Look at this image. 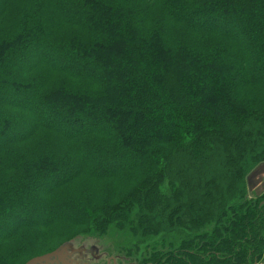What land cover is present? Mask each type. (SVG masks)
Returning <instances> with one entry per match:
<instances>
[{
  "label": "trees",
  "instance_id": "obj_1",
  "mask_svg": "<svg viewBox=\"0 0 264 264\" xmlns=\"http://www.w3.org/2000/svg\"><path fill=\"white\" fill-rule=\"evenodd\" d=\"M263 163L264 0H0V264L110 230L257 260Z\"/></svg>",
  "mask_w": 264,
  "mask_h": 264
},
{
  "label": "rangeland",
  "instance_id": "obj_2",
  "mask_svg": "<svg viewBox=\"0 0 264 264\" xmlns=\"http://www.w3.org/2000/svg\"><path fill=\"white\" fill-rule=\"evenodd\" d=\"M264 191V163L260 166V168L253 174V176L250 179V193L249 195H256L258 193H261ZM73 232H78L79 229H73ZM114 230H110L108 234L102 235L98 237L96 240L93 236H85L84 234L75 233L70 238H63L65 235H61V237L55 236L54 234L50 235L48 238L42 240L41 242H35L33 243V250L36 254L41 255L46 252L52 251L56 249L59 245L63 243V241L69 240L72 242L71 248L72 249H81L76 252V255L72 254V257L77 258V264H82V258L86 254L95 253V250L97 248H103L106 251L113 253H124L125 251H119L118 249H122L123 245H130V242L134 240L135 238H132L130 240V237H128V233H118V232H111ZM58 234V232H56ZM124 235H127L125 237ZM92 241V242H90ZM154 241H144L143 243L138 244L136 247L137 250L133 249L130 252V255L134 257L133 264H139L140 258L144 257L145 255L151 254V247L155 244ZM122 246V247H121ZM121 247V248H120ZM70 248V251H72ZM105 251V252H106ZM107 253V252H106ZM107 255V254H106ZM36 256V255H35ZM91 259L94 262H104L102 257L99 258H88ZM90 260V261H91Z\"/></svg>",
  "mask_w": 264,
  "mask_h": 264
},
{
  "label": "water",
  "instance_id": "obj_3",
  "mask_svg": "<svg viewBox=\"0 0 264 264\" xmlns=\"http://www.w3.org/2000/svg\"><path fill=\"white\" fill-rule=\"evenodd\" d=\"M92 242V241H90ZM72 242L67 240L59 245L56 249L46 252L41 255H36L28 259L24 264H77V258L75 260L73 255L81 249H72ZM70 248L72 251H70ZM77 256V255H76ZM86 258V254L81 259L82 261ZM90 260V259H88Z\"/></svg>",
  "mask_w": 264,
  "mask_h": 264
},
{
  "label": "flooded vegetation",
  "instance_id": "obj_4",
  "mask_svg": "<svg viewBox=\"0 0 264 264\" xmlns=\"http://www.w3.org/2000/svg\"><path fill=\"white\" fill-rule=\"evenodd\" d=\"M103 248H97L95 253L87 254V257L82 261V264H133L134 257L130 254L125 253H111ZM107 254V255H106ZM102 257V262H94L88 260V258H99Z\"/></svg>",
  "mask_w": 264,
  "mask_h": 264
},
{
  "label": "crops",
  "instance_id": "obj_5",
  "mask_svg": "<svg viewBox=\"0 0 264 264\" xmlns=\"http://www.w3.org/2000/svg\"><path fill=\"white\" fill-rule=\"evenodd\" d=\"M241 264H264V238L262 240V254L257 260Z\"/></svg>",
  "mask_w": 264,
  "mask_h": 264
}]
</instances>
